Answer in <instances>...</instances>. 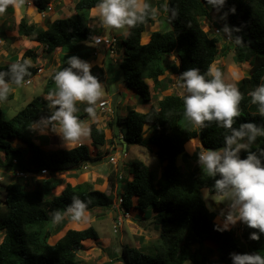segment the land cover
<instances>
[{
  "label": "trees",
  "instance_id": "trees-1",
  "mask_svg": "<svg viewBox=\"0 0 264 264\" xmlns=\"http://www.w3.org/2000/svg\"><path fill=\"white\" fill-rule=\"evenodd\" d=\"M52 1L33 0V3L39 12H45ZM97 2L77 0L72 14L48 20L46 27L30 23L26 16L21 17L18 23L21 35L42 46L49 58L60 49V64L47 77L43 89L47 97L56 90L53 76L67 66L69 56L76 55L83 60L93 58L94 38L103 31L101 25L89 23L91 10L96 8ZM162 2L145 3L149 9L158 7L162 10ZM165 5L170 29H152L154 15L148 14L144 22L128 28L123 40L124 56L119 63L122 75L127 87L140 94L145 103L151 102L152 85L155 91H165L169 88L164 81L168 77L179 78V74L188 68L207 72L221 50L218 45L223 40L222 34L210 36L204 30V20L210 21L213 12H217L214 8V11L210 10L205 0H166ZM233 7L236 10L234 14L230 11ZM4 11L8 14L14 12L12 0ZM225 12L228 13L227 25L239 28L231 32V38L240 37L241 43H228L223 56L234 45L237 61L250 63L249 75L243 76L237 85L242 99L240 115L234 118L233 127L238 128L246 122L264 127V116L259 113L258 105L251 103L249 96L264 83V0H227L217 13L222 16ZM146 32L149 36L147 41L144 40ZM176 48L179 49L177 54ZM25 59L31 61L29 75L25 77V81L30 80L39 69L35 65L37 53L32 48L26 49L18 61L16 57L11 62L0 63V72H7L10 64L22 63ZM96 69L103 73L102 67ZM94 70L92 73L99 80L100 76ZM43 94L34 96L9 119L3 115L2 103L11 99L12 93L0 101V152L3 153V157L0 154V166L10 171L35 174H40L43 169L48 171L47 175L40 174L36 178L33 189L12 181L4 186L3 198L0 187V231L4 233L0 242V264H79L78 254L85 249V242L99 238L96 228L93 225L70 227L52 244L50 238L61 230V227L55 229L52 213L66 209L74 196L84 201L91 200L86 210L112 208L115 204L113 192L95 189L89 182H66L60 193H54L63 184L60 174L82 167L91 156L87 144L45 150L42 144L35 142L36 122L52 111ZM184 95L165 94L156 104L151 103L146 111L129 105L123 116L108 121L110 128L118 125L126 129L122 138L126 139L127 146L150 144L156 147L160 162L165 163L162 175L157 178L144 161L134 160L133 178L118 190L124 208L139 212L153 209L154 217L164 223L161 241L155 244L151 253L133 248L132 255L124 246L125 264H185L187 261L207 264L214 253H218L221 263L231 264L229 254L233 252H260L264 255V235L259 240L249 239L250 232L258 230L244 224L241 233L236 228L223 232L214 229V224H218L215 221L217 214L208 211L203 199V189L211 193L214 178L205 175L198 164H192L197 159L200 146L206 150L219 149L223 146L224 136L229 133L218 127L215 121L205 122L204 127L189 122L184 115ZM145 125L152 129L148 144L144 138ZM106 134L107 129L97 121L89 124V135L94 145H105ZM115 136L120 138L117 133ZM42 138L46 143L48 137ZM15 142L19 144L15 145ZM258 147H264V136H258L250 150L255 151ZM241 155L246 153L242 151ZM179 156H182L183 165L177 163ZM60 235L57 234L56 238ZM207 242H211L213 247H207Z\"/></svg>",
  "mask_w": 264,
  "mask_h": 264
},
{
  "label": "clouds",
  "instance_id": "clouds-1",
  "mask_svg": "<svg viewBox=\"0 0 264 264\" xmlns=\"http://www.w3.org/2000/svg\"><path fill=\"white\" fill-rule=\"evenodd\" d=\"M9 2L0 0V12ZM226 2L205 0L206 5L217 12L223 9ZM49 7L51 9L41 12L44 16L53 8L51 4ZM95 7L100 24L105 29L131 28L144 22L146 15L156 13V9H149V5L142 0H98ZM230 11L234 14L236 10L233 7ZM227 14L225 12L221 19L226 18ZM233 30L238 31L239 28H230L227 24L221 28V32L229 38ZM234 43L240 44L241 38L236 37ZM30 67L31 61L25 59L22 63L10 64L7 72H0V101L7 98L11 84L20 86L25 83ZM53 80L56 90L49 93L47 99L49 108L54 110L36 123L50 126L69 147L85 134L82 122L76 115L79 111L77 104L86 103L84 111L94 117L96 102L103 95V87L93 75L91 63L76 55L68 57L67 66L57 71ZM179 80L187 93L183 96V104L184 115L189 122L204 127L205 122L215 121L218 127L229 133L224 136L221 148L203 150L197 154V164L203 173L214 178L211 193L205 191L203 199L226 205V210L222 209L220 213L223 222L214 224V229L223 232L242 223L258 230L250 232L249 239L259 240L264 235V147L252 151L250 146L258 136H264V127L252 122L233 127L234 118L240 115L242 95L236 86L224 83L221 72L213 65H209L205 73L198 68H188L179 74ZM249 96L251 103L258 105L259 113L264 116V83L251 91ZM242 151L246 155L242 156ZM90 203V199L84 201L74 196L66 209L52 213V222L58 223L65 217H70L72 221L86 220V209ZM206 208L210 212L215 210L212 204L206 203ZM229 256L231 264H264V255L260 252H233Z\"/></svg>",
  "mask_w": 264,
  "mask_h": 264
},
{
  "label": "rangeland",
  "instance_id": "rangeland-1",
  "mask_svg": "<svg viewBox=\"0 0 264 264\" xmlns=\"http://www.w3.org/2000/svg\"><path fill=\"white\" fill-rule=\"evenodd\" d=\"M25 1L26 0H17V2L21 5V11L24 16H26L27 14L25 8ZM53 1V8H55V11H62L66 16L74 12V5L77 0ZM147 1L150 3L156 2L155 0H142V2L144 3ZM161 1H163V9H156V13L154 14V19L152 22V29H159L164 31L170 29L171 25L165 15L163 14L164 16L162 17L160 14V11L163 12L164 10H166L164 0ZM59 6H61V8H59ZM209 8L210 10L214 11L211 6H209ZM95 13L96 12H94L93 16H91L92 21L96 18V16H94ZM221 17L222 16H220V14L218 15L217 12H213V18L210 21L204 20V30L208 31L210 36L216 35L217 28H223V26L227 24L226 18L221 19ZM27 19L29 20V17H27ZM97 19L98 20L96 21H99L98 16ZM44 20L45 23H47L48 20ZM11 21V19H2V15L0 17V28L2 30L3 38H5V44L2 46L0 45V47L2 48L7 47L8 39L11 36H15L16 34L20 33L18 24ZM92 21L89 23L93 24L94 21ZM127 32L128 28H103L101 35H112L117 39V42L115 43L116 46L114 53H110V48H108L109 46H106L105 44H93L96 49L94 51V54L92 55L93 58L95 56L97 58L93 59L94 63L91 62L92 71L95 69V73L100 76L99 81L101 82L103 87V95L96 102L94 117H90L88 113L84 111V108L87 107L86 103L77 104L79 111L76 113V115L78 119L82 122V127L85 129V134L82 135L77 142L68 147L62 141L60 135L57 134L54 130H52L50 126L46 127L42 123L36 124L34 126L37 134H41L43 136L48 137V140L49 137H52L53 148H71L79 144H87L90 148L91 157L99 156V158L103 159V162L97 165H91L89 163H86L82 167H78L76 169L68 170L66 172L61 173L60 178L63 180L64 184L60 185L55 189L54 193L56 194L60 193L61 189L65 186L66 182H70L72 184L89 182L95 189L110 193L113 192L110 186L116 180V182H119L121 184L122 189L123 186L126 185V182L132 177V162L134 160L144 161L151 168L156 177L159 174L161 166L164 168V164L162 165L154 149L149 148V146L145 144H130L128 145L127 150L125 149L122 139H119L118 136H115V133H117L119 134V137H122V133H126V129L123 126L115 125L112 130L108 126V121L111 119V117L117 118L119 116H123L129 105L135 106L140 111H145L149 107L147 106V104H145L140 94H136V92L134 94L132 93L134 91L127 87L124 77L122 75L123 73L119 63L124 56L123 40L125 39ZM221 33L223 36V40L218 45L219 49L221 50L216 61L212 65L215 68L219 69L225 84H230L237 87L238 82L243 78V76L249 75L250 63L248 61H237L236 50L234 49V45H232V48L228 50L225 56H223L226 45H228V43H234V40L226 36L223 32H220V34ZM147 34L148 33L146 32L145 36ZM20 39L23 40V37ZM25 45L26 47L32 48L34 52L37 53V60L35 65L39 67L38 73L36 74V76L31 78L30 84L23 83L20 86H17L15 84L12 85L11 90H13L14 92L10 91L9 93H12L13 97L11 99L4 100L2 103L3 115L6 119H9L13 115H15L34 96L42 95L44 93L43 89L46 84V79L47 77H49V75L55 68V65H51L53 63V58L54 56L58 57L57 55L60 53L58 51L59 49H57L56 52L51 55V61H48L49 56L46 55L40 45H38L36 48V43H34L35 46L33 44L30 45V43H28V45L26 43ZM171 58H173V56H171ZM86 61L90 62L89 59H86ZM98 67L103 68V73L99 71V69H96ZM164 81L169 86V88L165 91H155L153 85L151 86L152 98L149 105H151V103L156 104L157 100L163 97V95L165 94H187L181 87L182 82L177 76H172V79L168 77ZM115 95H118V101L116 103H114L113 101ZM43 96L47 97V94H43ZM101 100H108V105H106L104 109L98 106ZM53 110L54 109H52V111ZM93 121H97L101 126L107 129L106 145L96 146L92 143L89 135V124ZM149 132H152L151 129L148 125H145L144 138L147 141V144ZM36 138L39 140L43 139L42 136H36ZM40 142L42 145H46L45 148H49L47 143L44 144L43 141ZM18 144L19 142H15V145ZM196 146L194 145L195 152H197ZM203 150L206 149H204L203 146H200V151ZM0 154L3 157V153L0 152ZM111 156H115V158L117 159V164L110 161ZM177 163L179 165L184 164L182 156H179L177 158ZM195 164H197V159L193 160L192 165ZM39 176L40 174L37 173V176H34L32 178L29 175L27 177H17L14 176L13 171L4 169L0 166V187L2 189V197L4 198L5 195L4 186L6 184L12 181H18L25 185L31 180L34 183L35 179ZM120 176H122V178H120ZM106 178H108L109 180V187L107 186V183H104ZM26 185L29 186V189H32L30 188L31 186L28 185V183ZM205 191H208V189H203V194L205 193ZM118 196L115 195V204L112 208H95L93 210H86L87 220L83 223V225H79L77 227L83 228L89 225H93L98 232L99 238L98 240H90L85 242V249L78 254L79 264H105L108 261V264H125L123 261L124 246L128 247L132 255L133 248L139 249L146 253H151V250H154L155 244L161 241V236L163 233L162 228L164 227V223H161L158 217H154L155 212L153 209H148L142 212H139L135 209H130V216L124 218V221L120 228L118 227L117 231H115V211L118 212V210L122 208L118 202ZM206 203L212 204V207L215 209L214 212L217 214L215 221L218 224H222L223 217L220 215V213L222 209L226 210V205L224 203L216 204L211 200L206 201ZM70 221V217H65L62 221L54 223L55 229L61 227L62 230L65 225ZM230 228H236L238 233H241L243 229V224L237 223L236 225L231 226ZM3 235L4 233L0 231V242L3 239ZM53 239H55L54 236L50 238V241H53ZM205 245L207 247H213L211 242H207ZM214 254L215 255L211 256V262H214L215 264H223L218 259V253ZM211 262H208L207 264H211ZM185 264H191V262L187 261Z\"/></svg>",
  "mask_w": 264,
  "mask_h": 264
},
{
  "label": "crops",
  "instance_id": "crops-1",
  "mask_svg": "<svg viewBox=\"0 0 264 264\" xmlns=\"http://www.w3.org/2000/svg\"><path fill=\"white\" fill-rule=\"evenodd\" d=\"M156 2H158L159 0H155ZM165 2H166V0H164ZM155 2V3H156ZM25 3H26V6H25V8H26V17H29V22L30 23H37V24H40L41 26H43V27H46V25H47V23H45V20L44 19H47V20H54V19H56V18H59V17H62V16H65L64 15V12H62V11H55V8H52V10L51 11H48V12H46V14H45V16L41 13V12H39L38 10H37V8H36V6H35V4L33 3V0H26L25 1ZM12 4H13V10H14V12L13 13H11V14H8V13H5V11H3V12H0V17H1V15H2V19H4V18H6V19H11L12 21L11 22H15L16 24H18L19 23V21H20V19H21V17H23L24 15H23V13H22V11H21V5H20V3H18L17 2V0H12ZM51 5L54 7V1H52V3H51ZM59 8H61V6H59ZM155 9H157V10H159L158 9V7H156ZM94 12H96L95 13V15L94 16H96V18L92 21L91 19H90V22L92 21L93 22V25H101L100 23H99V21H96V20H98L97 19V10H96V8L94 9H92L91 10V16H93V14H94ZM160 14H161V16L163 17L164 15H165V17L167 16V13H166V10H164L163 12H161L160 11ZM164 14V15H163ZM66 16H69V15H66ZM41 21H42V23H41ZM104 28V27H103ZM156 28H158V27H156ZM101 35V34H100ZM3 37V36H2ZM23 37V40L22 39H20V38H22ZM149 39V36H148V34L145 36V41H147ZM27 43V45H28V43H30V45L31 44H33L34 45V42H32L28 37H26V36H23V35H21L20 33L19 34H16L15 36H11L9 39H8V42H7V47L6 48H2V47H0V63H8V62H11L12 61V59H14V58H16L17 57V61L21 58V56L24 54V51L26 50V48L28 49L29 47H26V44ZM5 44V38H4V43L3 44H1V46L2 45H4ZM35 46V45H34ZM38 45H36L35 46V48L37 47ZM42 47V46H41ZM3 49V50H2ZM96 49V48H95ZM59 52H60V49L58 50ZM58 57H56V56H54V58H53V63L51 64V65H55V68L60 64V53L57 55ZM95 58H97L96 56L94 57V58H92V59H89L90 60V63L92 62V63H94L93 61V59H95ZM48 61H51V59L49 58L48 59ZM54 68V69H55ZM36 78V77H35ZM34 78V79H35ZM31 80V79H30ZM30 84V83H29ZM12 87V86H11ZM12 92H14L13 90H11ZM133 94L135 93V92H132ZM15 94V93H14ZM137 94V93H136ZM117 101H118V97H117ZM145 104H147V106H149L146 110H148L149 108H150V105H149V103H145ZM132 106V105H131ZM135 107V106H134ZM145 110V111H146ZM125 114V113H124ZM111 119H112V117H111ZM114 128V127H113ZM113 128H111L112 130H113ZM151 131H152V129H151ZM121 132V131H120ZM119 132V133H120ZM152 133V132H151ZM151 133L149 132V134H148V137L151 135ZM122 135H123V133H122ZM36 136H39V137H41V136H43V135H41V134H37L36 133V135H35V142L37 143V144H39V142L40 141H42L41 139L39 140V139H37L36 138ZM49 141V142H48ZM46 143H47V145L49 146V148L47 149V148H45V146L44 145H42V147L45 149V150H49V149H56V148H53L52 147V145H53V142H52V137H49V140H48ZM46 143H44V144H46ZM40 144H41V142H40ZM106 145V144H105ZM148 146H150L151 147V149H154L155 151H156V147H153V146H151L150 144L148 145ZM112 148V147H111ZM125 149H127L128 150V146H126L125 147ZM27 157H28V154H27ZM29 161V160H28ZM27 161V162H28ZM163 164H165V163H162V165ZM163 167L161 166V168H160V170H159V174H158V176H157V178H159L161 175H162V172H163ZM27 174L32 178V177H34V176H37V174H35V173H32V172H27ZM97 176V175H96ZM133 178V175H132V177L130 178V180ZM96 179H97V177H96ZM36 180V179H35ZM109 180H108V178H106L105 179V181H104V183H107V186L109 187V182H108ZM28 183V185H30L31 187L30 188H34L35 187V181H34V183L32 182V180L31 181H29V182H27ZM26 183V184H27ZM34 184V185H33ZM64 184V183H63ZM62 184V185H63ZM33 185V186H32ZM29 187V186H28ZM110 188L113 190V193L115 194V195H119V192H118V190L119 189H121V184L119 183V182H116V180L114 181V183H112L111 184V186H110ZM95 218V217H94ZM87 220V219H86ZM86 220H82V221H70L69 223H67L66 225H65V227L61 230V231H59V233L58 234H60L61 233V235L58 237V238H56L57 237V234H56V236L54 235V237H55V239H53V241H50V243H55L61 236H63L64 234H65V232L67 231V229L68 228H70V227H77V226H79V225H81V224H83ZM78 228V227H77ZM80 228V227H79Z\"/></svg>",
  "mask_w": 264,
  "mask_h": 264
},
{
  "label": "built area",
  "instance_id": "built-area-1",
  "mask_svg": "<svg viewBox=\"0 0 264 264\" xmlns=\"http://www.w3.org/2000/svg\"><path fill=\"white\" fill-rule=\"evenodd\" d=\"M49 9H51V7H49ZM221 32V28H217V33L216 34H220ZM117 42L116 37H113L112 35L109 36L107 34L105 35H98L97 37L94 38V42L93 44H105L106 46H109L108 48H110V53H114L115 50V43ZM4 43V38L1 36V28H0V45ZM31 80H27L25 81V83H30ZM108 105V100H101L99 102V107H101L102 109H104V107ZM16 161V160H14ZM110 161L117 164V159L115 158V156H111L110 157ZM14 176H18V177H27L28 174L26 172L23 171H19V170H13ZM42 175L47 174L48 171L47 169H43L40 172ZM120 178H122V176H120ZM118 202L120 204V206L122 208H120L118 210V212L116 213V217L114 219L115 224H114V228L115 231H117L118 227L120 228V226L122 225L124 218H127L130 216V211L127 210L126 208H124L122 206V198L121 196L118 197Z\"/></svg>",
  "mask_w": 264,
  "mask_h": 264
},
{
  "label": "water",
  "instance_id": "water-1",
  "mask_svg": "<svg viewBox=\"0 0 264 264\" xmlns=\"http://www.w3.org/2000/svg\"><path fill=\"white\" fill-rule=\"evenodd\" d=\"M215 24H218V23H215ZM178 51H179V49L176 48L175 54H177ZM117 97H118V95H115L114 96V98H113L114 103L117 102ZM199 136L201 137V133H199ZM122 142L124 143V146L126 147V145H127L126 139L122 138ZM86 162L89 163V164H91V165H97L99 163H102L103 162V159L102 158H93V157H90V158L87 159ZM108 263H109V261L106 262L105 264H108Z\"/></svg>",
  "mask_w": 264,
  "mask_h": 264
}]
</instances>
